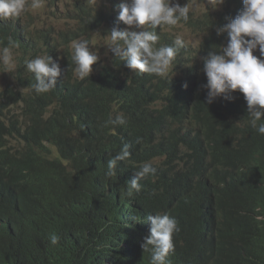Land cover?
<instances>
[{
    "label": "clouds",
    "instance_id": "9594fccd",
    "mask_svg": "<svg viewBox=\"0 0 264 264\" xmlns=\"http://www.w3.org/2000/svg\"><path fill=\"white\" fill-rule=\"evenodd\" d=\"M103 1H88L86 9L82 4L65 9L59 18L66 19L68 25L63 32L56 34L49 21L63 8L65 0H50L47 8H43L44 0H0V19L9 23L13 30L6 37L8 44H0V65L12 75L23 63L31 79L29 90L40 95L63 88L71 101L67 117L59 114L58 110L48 111L45 122L32 134L41 136L46 133L52 140L51 135L58 133L63 126L48 122L63 123L65 118L69 123L73 119L81 120L93 133L98 104L104 102L109 105L112 117L105 124L113 125L111 136L92 144L81 139L86 144V150L98 156L91 158L104 207L103 214L97 219L102 227V233L95 241L98 256L103 249L111 252L107 255L109 263L110 260L120 264L204 263L205 260L194 252L188 254L185 249V235L189 231L193 233L191 228L195 215H202L201 201L206 204L204 217L220 222L232 231L235 221H264V209L258 207L254 211L248 206L241 213H236L224 204L214 208L210 203L212 197L208 187H197L192 192L179 187L182 182L195 181L193 171L210 166L213 154L206 142L199 143L196 125L184 114L172 110L171 104L179 102L165 101L161 78L170 75L171 96L190 95L197 101L194 102L196 105L203 102L196 93L201 86L207 104L218 116L219 112L225 113L239 124L241 118L248 119L252 130L241 134L244 141L251 139L259 147L264 146V0H202L204 9L201 13L197 12L199 15L212 13L223 3L236 7L233 18L219 19L213 27L207 28L211 33L207 38L197 36L196 27L188 21L190 12L198 10L193 8L190 0L183 6L181 0H122L117 17L128 27L112 28L103 41L108 50L99 52L95 44L85 37L87 17H98ZM115 2L108 3V9ZM12 19H16V23ZM175 27L185 32L186 37L170 29ZM17 28L23 32L16 33ZM48 37L54 39L55 61L49 53ZM62 40L71 42V58L61 55L66 51L60 45ZM27 42L31 45H25ZM58 81H61V86ZM4 87L13 85H3L0 91ZM54 101L61 107L64 104L62 100ZM167 103L170 110L164 111L162 107ZM24 106L22 102H17L11 107L9 115L20 110L18 119L27 128L28 115ZM235 107L241 113H234ZM209 111L218 121L217 115ZM183 115L188 120L185 124L178 121V118L183 121ZM130 130H139L133 145L125 143L116 153L113 151L117 147L106 146ZM60 139H66L63 146L69 148L66 152L69 156L73 152L66 142L80 140V137L63 134ZM43 143L51 148L49 152H56L54 148L61 152L58 146L54 147L46 140ZM225 144L228 152L220 161L225 174L218 175L213 184L244 190L232 185L239 184L241 177H256V169L235 155L232 146ZM105 152L109 155L103 157ZM200 157L203 158L202 164ZM5 162L0 160V167L3 164L16 167L11 158ZM163 174L168 175L170 180L153 178ZM8 177L15 182L8 181L0 186V209L7 211L5 214L8 217H18L20 209L9 204L5 198L22 200L19 182H26V178H16L14 172ZM165 183L172 191L171 198L159 193L158 186ZM228 193L234 195L230 191L224 195ZM23 194L28 196L27 192ZM245 196L249 197L246 192ZM129 198L133 201L127 207L119 204ZM157 201L166 203L161 212L151 205ZM177 201L184 208L190 207L178 219L168 211ZM141 203L144 205L141 206ZM59 211L56 214H62ZM2 216L0 234L3 226L8 225ZM18 232L22 237L25 235L21 228ZM227 237L216 238L215 242ZM49 240L56 245L60 237L53 234ZM232 243L237 244V236ZM217 248L221 252L229 251L226 247ZM226 257L220 254L221 259ZM98 262L97 258L95 264Z\"/></svg>",
    "mask_w": 264,
    "mask_h": 264
},
{
    "label": "trees",
    "instance_id": "16d2710c",
    "mask_svg": "<svg viewBox=\"0 0 264 264\" xmlns=\"http://www.w3.org/2000/svg\"><path fill=\"white\" fill-rule=\"evenodd\" d=\"M76 4L82 3L78 1ZM118 24L119 20L116 21V25ZM0 31H3L0 44L5 46L8 44L6 37L13 30L10 26L0 24ZM53 40L50 37L46 39L50 55H53L56 49ZM61 43L64 41L62 40L60 45ZM19 70L20 73L25 70L23 63ZM12 82L15 84L13 87H4V90L0 91V153L3 155L0 156V160L5 162L11 158L16 162V167H7V176L14 172L16 176L19 175L16 178H26V182H19V187L22 189L20 198L24 202L19 208L21 212L18 218L20 221H25L21 227L23 231L31 229L32 241L20 239L11 231L1 233L0 264H95L97 258L103 261L102 256L97 255L95 241L102 233V227L97 219L103 214L104 207L98 181L95 179V165L91 158L82 154L86 144L81 139L67 141L73 152L71 155L59 160L48 159L42 156L44 152H49V149L42 145L46 140L43 137H47V134L41 136L31 134L37 138V141L24 143L21 140L27 134L23 132L21 122L19 119L17 121L13 119V115H9L11 107L21 100L25 105L24 112L28 115V133L45 122L48 107L56 102L54 100H65L58 113L67 117L71 101L67 98L65 89L57 88L52 93L37 95L31 88L28 89L31 79L27 75L12 79ZM170 83L171 81L165 83L163 88L168 87ZM23 90H26L27 94H24ZM196 93L203 102L195 106L190 116L184 115L196 125L199 143L217 140L221 144L220 150L223 154L228 152L225 144L227 143L232 146L235 155L253 166L257 172L256 177L250 175L239 179L241 182L237 187L244 190L221 188L217 183L208 187L212 197L211 205L214 208L222 207L225 192L230 191L239 198H246V192L248 198L252 199V203L248 206L254 211L258 207L264 209V146L261 145L257 151L239 143L238 140L243 138L241 134L252 130L248 119L241 118L242 122L239 124L225 113L219 112L218 116L207 104L206 94L201 86L197 88ZM209 110L217 115L220 127L198 123L201 118L214 119ZM234 110L239 109L235 107ZM111 113L109 105L104 102L98 104V113H94L93 134L101 140L111 136L113 125L105 124L112 117ZM48 123L63 127L69 125L66 118L63 123L55 121ZM158 190L162 196L171 198L172 191L168 183L160 184ZM23 192L30 195L25 196ZM61 209H63L62 214H56ZM200 209L202 211L200 220H202L205 212L204 202H201ZM188 210L190 207L184 208L180 201L173 202L172 208H168L177 219ZM53 234L60 237L56 245H52L49 240ZM234 236H237V244L232 243ZM218 246L235 250L240 254L229 255L224 264H264V221H235L233 231L227 238L210 242L207 247L195 242L192 232L189 231L185 235V249L188 254L194 252L203 260L215 259V264H223L220 260L222 252L217 248ZM100 252L111 255L108 250L101 249ZM247 259H250V262H247Z\"/></svg>",
    "mask_w": 264,
    "mask_h": 264
},
{
    "label": "bare ground",
    "instance_id": "6f19581e",
    "mask_svg": "<svg viewBox=\"0 0 264 264\" xmlns=\"http://www.w3.org/2000/svg\"><path fill=\"white\" fill-rule=\"evenodd\" d=\"M50 0H44V6L43 8H47L48 4H49ZM66 3L64 6H62L63 8H60L57 11V14H55L54 19H59V15H61V13H65V9H69L72 8L73 6L77 5L76 2H80L82 3V5L86 8H88V0H65ZM115 2V0H104L102 2L101 5V9H100V13L98 15V17H93L92 15H88L87 17V22H88V29H87V33H86V39H89L90 41H92L95 44V47L99 49V52H105L107 51V46L103 45V41H104V36H106L109 31L112 28H118L120 29L121 27H128L127 25H125L122 21H119V24L116 25V21L119 20L118 19V14H119V4L122 2V0H118L117 2L114 3V6L111 9H108V3H113ZM175 2V0H174ZM186 3H188L186 0H181L180 4L181 6L185 5ZM190 3L193 5V1H190ZM194 8V6H193ZM236 7H234V5H231L229 3H223L219 8L215 9V11H213L212 13L206 14V15H199L197 13V11L195 12H190L189 14V20L191 21L194 26L197 29L196 35L197 36H204V37H209L211 35V33L208 31V27H213L216 22L219 19L222 18H228L229 20L231 18H233L236 13H234V11ZM3 19H0V24L1 25H6L7 27H9V23H3L2 22ZM13 22L16 23V19H12ZM7 22V20H6ZM18 22V21H17ZM158 27V26H157ZM160 27V26H159ZM132 30V29H131ZM140 30V29H137ZM16 33H20L23 32L22 30H20L19 28L16 29L15 31ZM3 31H0V36H2ZM71 42L67 41L64 43H61V46L63 48V51L61 53V55H69L72 54L71 53V47H70ZM25 45H31V43H25ZM0 49H2L0 47ZM56 57V53H54L52 55L53 60ZM71 58V56H70ZM55 61V60H54ZM96 64V63H95ZM95 64L93 66H95ZM72 67L75 68V64L74 62H72ZM0 67L3 68L2 65H0ZM22 71V70H21ZM7 71H4V69L1 71V73L3 75L6 74ZM132 72V71H129ZM21 74V75H20ZM29 74L26 70H23L20 73V70H17V72L12 73L11 74H7V79H4L5 81V85H15L12 82V79H15L19 76H25ZM161 78V77H160ZM163 81V86L165 83L171 81V77L170 75L167 78H161ZM57 84L59 86H61V81H58ZM171 84V83H170ZM163 97L165 99L166 102H179V104L174 105L171 104V108L174 111H177L179 113L182 114H186L187 116H190L194 109L196 104L194 102H197L196 100H194L190 95H185L182 93V97H179L178 95H175L174 97L170 95V85H168V87L163 88ZM179 97V98H178ZM17 102H22L17 101ZM61 102H65V100H62ZM237 104H239V102H236ZM61 107V104L55 103V104H51L48 107V111L54 112L57 111L59 108ZM162 109L164 111H169V104L167 103L166 105H164L162 107ZM234 113L240 112V110H234ZM19 114H21L20 110H17L13 113V119H15L16 121L18 120V116ZM183 121L182 123L185 124L186 122H188V120L185 118V116H182ZM199 124L202 125H219V121L215 120V119H208V118H201L200 120H198ZM69 125H66V127H62L58 130V133L56 134H52V140H49L48 137H43V139H46V141H48V143H50L51 145H53L54 147L60 148L61 152H57V148H54L56 152H44L42 154V156H47V157H53L55 159H62L63 157L66 158V152L69 150V148L63 146V143L65 142L66 139L61 140L60 137L64 134V135H68L70 137H80V139L88 141L89 144H92V142L97 141V140H101V138L97 137L95 134H93L90 130H88L85 126V124L81 121V120H77V119H73L71 121V123H67ZM220 126V125H219ZM69 128V129H68ZM77 128H80L79 131L77 130ZM68 129V131H67ZM138 133L139 130H130L129 132H125L122 133L121 136L115 140L111 141V145L109 146L108 144H106L107 147H117V149H115L113 151V153L119 152L120 149L123 147V145L125 143H129L131 145L134 144L135 140L138 138ZM22 142L24 143H34L37 141V138H35L33 135H27L25 136L22 140ZM239 143L249 146L250 148L254 149V150H259V145L257 142L251 140V139H247V140H243L242 138L238 140ZM207 148L208 150H210L213 154V159H212V164L210 166H205L202 169L199 170H194L193 172H195L196 174V180L195 181H191V182H182L179 184V187L181 189H184L185 191H189L192 192L195 189H197V187H211L216 179V177L218 175H223L225 174V171L223 170L222 165L220 164V161H222L224 155L222 153L221 149V144L216 140V141H209L207 143ZM48 149H51L50 147H48ZM83 156L85 157H89V158H95L98 157L97 154H93L91 152H89L88 150H83L82 151ZM109 153L105 152V154L103 155V157L108 156ZM0 156H3L2 153H0ZM42 156H40L42 158ZM200 163H203V158L200 157ZM90 164V163H88ZM3 170V172H2ZM7 166L5 164H3L2 167H0V186L5 184L8 181H12L15 182V179H10L7 176ZM19 175H17L16 177H18ZM135 178V177H134ZM153 178H159V179H164V180H170L168 175H156ZM143 180V179H142ZM141 181V180H140ZM233 187H237L238 185L233 184ZM2 195V194H0ZM28 195H30L28 193ZM136 200L138 199L135 198ZM5 201H7L9 204H13L15 205L16 208H20L22 207V203L24 202L23 200H18L15 198L12 199H6ZM133 201V198H129L126 201H121L119 202L120 204L123 203L121 206L122 207H127L131 202ZM252 199L251 198H239L236 197L234 195L231 194H225L223 197V204L232 209L234 212L236 213H241L245 208L248 207V205L251 202ZM204 202V201H201ZM18 203V204H17ZM203 204V203H202ZM205 204V202H204ZM135 205H137V203H135ZM141 206H143L144 204L141 203ZM152 207L154 208V210H157L159 212L163 211L166 203L164 201H157L154 204H151ZM205 209H206V204H205ZM204 209V211H205ZM63 209H61V211L59 212H63ZM7 211H3L2 209H0V215H3L2 217H4V221L7 222L8 225H4L3 226V232H14L17 234V236L20 239L23 240H31L32 241V236L30 234L31 229L25 231V235L22 237L21 235H19V228L22 227V225L24 224L25 221H20V219L16 216H6ZM148 216V215H147ZM204 216H205V212H204ZM202 217L203 219L200 220V214H196L194 219H193V234H194V238L196 239V241L198 243H200V245H204L205 247H207L208 245H210V242H214L216 240V238L222 237V236H229L232 233V230L221 224L220 222H213L209 219H207L206 217ZM223 255H227V257L229 255H236L239 256L240 254L235 251L230 249L227 252H222ZM103 261H100L97 264H120V263H114L112 262L110 259V263L108 262V257L106 254H101ZM227 257L224 259H221V262H223V264L226 262ZM250 259H247V262ZM216 260L215 259H209L207 258L204 263H200V264H215Z\"/></svg>",
    "mask_w": 264,
    "mask_h": 264
},
{
    "label": "rangeland",
    "instance_id": "374dc122",
    "mask_svg": "<svg viewBox=\"0 0 264 264\" xmlns=\"http://www.w3.org/2000/svg\"><path fill=\"white\" fill-rule=\"evenodd\" d=\"M88 1H95V0H88ZM188 2V0H186ZM193 1V5L194 8H198L197 12L201 13L204 9V4H202V0H190ZM47 13V12H46ZM24 23V22H23ZM50 27L53 28L56 31V34H59L61 32H63L67 25L68 22L66 21V19L64 18H59V19H54L53 17L51 18V20L49 21ZM50 27L48 28L50 30ZM167 27V26H166ZM169 28V27H167ZM173 32L177 33L178 35L182 36V37H186L185 32H183L182 30H180L179 28H170ZM202 61V57L199 58V63H201ZM194 62V58L193 60H191V63ZM1 71L3 70L2 67H0ZM0 71V89H2L3 85H5V81L4 79L8 80L5 75H3ZM8 74V72H6ZM6 86H10V85H6ZM24 94H27V91L25 90Z\"/></svg>",
    "mask_w": 264,
    "mask_h": 264
},
{
    "label": "water",
    "instance_id": "95a60500",
    "mask_svg": "<svg viewBox=\"0 0 264 264\" xmlns=\"http://www.w3.org/2000/svg\"><path fill=\"white\" fill-rule=\"evenodd\" d=\"M53 89H56V88H53ZM53 104H54V102H53ZM178 121H179V123H181V122H182L181 118H178ZM22 129H23V132H24L25 134H27V135L33 133V132L28 133V128H24V127H22ZM42 145L45 146V147H47V145H46L45 143H43ZM130 213L132 214L131 211H130ZM124 214H125V211H123V215H124ZM130 220L133 221V220L131 219V217H130Z\"/></svg>",
    "mask_w": 264,
    "mask_h": 264
}]
</instances>
